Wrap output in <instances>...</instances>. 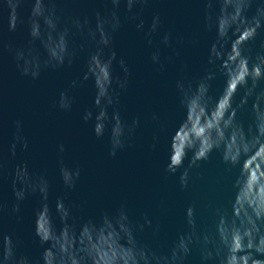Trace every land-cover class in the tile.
Here are the masks:
<instances>
[{"label":"water","instance_id":"water-1","mask_svg":"<svg viewBox=\"0 0 264 264\" xmlns=\"http://www.w3.org/2000/svg\"><path fill=\"white\" fill-rule=\"evenodd\" d=\"M0 264H264V0H0Z\"/></svg>","mask_w":264,"mask_h":264}]
</instances>
